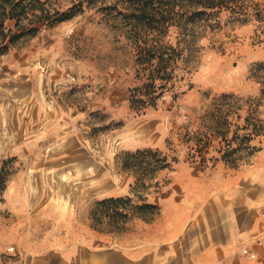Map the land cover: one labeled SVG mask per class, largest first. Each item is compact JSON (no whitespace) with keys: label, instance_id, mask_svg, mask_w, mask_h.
I'll return each mask as SVG.
<instances>
[{"label":"rangeland","instance_id":"rangeland-1","mask_svg":"<svg viewBox=\"0 0 264 264\" xmlns=\"http://www.w3.org/2000/svg\"><path fill=\"white\" fill-rule=\"evenodd\" d=\"M79 1L74 16L0 54V164L7 160L12 170L0 195V262L89 232L135 230L139 218L110 231L94 228L88 214L95 199L132 195L134 177L116 162L120 151L149 146L175 157L142 190L148 200L175 170L198 168L222 178L258 162L264 150V134L255 136L256 150L232 167L219 159L218 139L206 147L197 142L220 93L259 95L252 67L264 61V0H243L237 11L222 12L218 24H198L192 59L178 62L172 85L142 112L126 99L133 54L113 18L114 0L101 9L85 0L47 3L62 10ZM176 36L173 26L166 38ZM257 113L264 118V105ZM108 121L120 123L103 129Z\"/></svg>","mask_w":264,"mask_h":264},{"label":"trees","instance_id":"trees-1","mask_svg":"<svg viewBox=\"0 0 264 264\" xmlns=\"http://www.w3.org/2000/svg\"><path fill=\"white\" fill-rule=\"evenodd\" d=\"M85 1L88 6L101 9L108 0ZM81 4L79 1L59 10L49 6L47 0H0V54L35 36L41 27L71 18L82 9ZM241 5H245L243 0H114L113 18L133 54V83L126 93L130 108L142 112L154 107L172 85L178 62L192 59L197 43L195 27L200 23L218 24L222 12H235ZM173 26L177 29L175 41L166 38ZM252 72L260 84L259 95L242 98L220 93L212 101L210 122L202 133L204 139L197 140L206 147L211 140L218 139L219 159L232 167L256 150L251 140L264 134V118L257 113L258 107L264 105V61L256 62ZM119 123L108 121L103 129ZM174 160L156 147L120 151L116 162L121 171L134 177L132 195H111L92 201L88 211L90 224L111 231L120 229L132 218L152 220L159 213V206L148 201L142 190L149 188L156 174L170 168ZM6 161L0 164V195L12 173Z\"/></svg>","mask_w":264,"mask_h":264},{"label":"crops","instance_id":"crops-1","mask_svg":"<svg viewBox=\"0 0 264 264\" xmlns=\"http://www.w3.org/2000/svg\"><path fill=\"white\" fill-rule=\"evenodd\" d=\"M258 157L222 178L175 170L148 195L158 215L128 234L89 232L0 264H264V150Z\"/></svg>","mask_w":264,"mask_h":264},{"label":"built area","instance_id":"built-area-1","mask_svg":"<svg viewBox=\"0 0 264 264\" xmlns=\"http://www.w3.org/2000/svg\"><path fill=\"white\" fill-rule=\"evenodd\" d=\"M262 215H264V213H262ZM242 252H244V253H249V251H248V249L246 248V247H243L242 248ZM250 254V253H249Z\"/></svg>","mask_w":264,"mask_h":264}]
</instances>
